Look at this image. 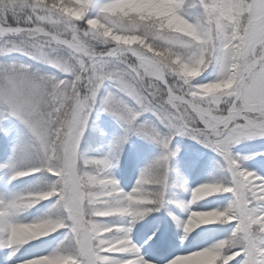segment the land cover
<instances>
[{
  "label": "snow or ice",
  "instance_id": "1",
  "mask_svg": "<svg viewBox=\"0 0 264 264\" xmlns=\"http://www.w3.org/2000/svg\"><path fill=\"white\" fill-rule=\"evenodd\" d=\"M117 3L0 0V143L14 139L0 169L8 183L37 173L43 181L0 195L4 264L25 245L30 258L19 264H158L129 234L163 206L177 136L217 154L229 176L190 189V200L179 205L188 209L181 243L194 231L190 205L201 200V186L230 196L222 209L195 211L213 221L195 229L226 223L230 231L163 264H198L207 253L215 264H264V176L243 166L252 156L231 151L264 138V0H146L157 14H118ZM125 36L137 40L117 39ZM14 55L27 62L8 59ZM97 107L123 135L103 156L88 157L79 144ZM13 121L23 126V138ZM129 134L161 152L125 192L111 169ZM45 200L51 203L41 215L19 219ZM110 217L130 220L123 226L107 223ZM47 237L54 246L37 250L51 243ZM140 239L151 248L159 237L144 232Z\"/></svg>",
  "mask_w": 264,
  "mask_h": 264
},
{
  "label": "rangeland",
  "instance_id": "2",
  "mask_svg": "<svg viewBox=\"0 0 264 264\" xmlns=\"http://www.w3.org/2000/svg\"><path fill=\"white\" fill-rule=\"evenodd\" d=\"M3 59L5 58L0 57V60ZM8 59H17L27 62L26 57L15 55ZM13 122L16 126L15 135L23 138V126L18 122ZM4 124L7 126L9 121H5ZM121 135H123V129L120 123L111 115L100 111L97 107L90 114L88 127L85 129L79 144V152L88 157L103 156L108 151L109 145ZM0 137H3V133H0ZM182 138L183 137L177 136L172 140V146L178 147L180 151L174 158H171L168 163L163 206L159 208V211H153L147 214L153 218L151 224H148L146 228L144 226L142 230L141 227L139 228L143 233L150 230V235L152 232H155L157 237L164 239V244L167 246L165 253L163 255L150 253L148 247L144 246L143 240L140 239L141 233L138 230V221H140V219L136 222L135 226H133L129 234L133 242L141 247L142 252L146 251L155 262H158V264H163L165 258H170L172 255L187 250H193L194 245L206 246L209 243L222 239L230 231V226L228 224L216 223L213 224L214 230L207 232L201 238H193L195 232L201 231L206 226H212L204 225L195 229L192 233L187 234L186 239L181 243L180 237L185 235L182 231V222L187 218L188 209L182 208L179 205L190 200V189L199 184L213 181L206 178L201 168H212L215 172L227 173L223 168V161L217 154H213V159L210 157L209 153L204 155V151L200 148L205 149V147L187 137H185V141H188L189 147L184 148L181 142ZM13 143L14 139L5 140L3 143H0V145H2L0 163H4L7 160L8 155L11 153ZM191 145H195V147L192 148ZM231 151L240 156H252V158L242 162L243 166L255 172L257 175L264 176V156L252 155L254 153H264V138L241 141L234 145ZM160 152L161 147L158 144L150 142L140 136L129 134L127 142L119 150V162L117 166L111 169L112 175L119 181L121 188L127 192L135 184L140 171L155 160ZM201 159L204 162L200 161ZM211 160L212 163L209 164ZM198 162L203 164L200 168H195L196 165H200ZM37 175L40 176L39 173L33 176ZM25 180L28 181V176L21 177L20 179L18 178L8 183L4 170L0 169V195H10L28 190V186H25L24 183ZM170 182H173L172 184H174V186L168 187L167 184ZM229 196L230 194L226 193L214 194L191 204L190 209L192 211L222 209L226 206ZM50 203L51 201L49 200L40 202L34 208L27 210L25 216L21 213L19 219L25 221L32 220L34 217L41 215ZM172 216H175L177 220L174 221ZM129 220V217H110L107 218L106 222L127 226ZM169 225L172 226L171 230L169 229ZM167 230L170 231L168 232ZM58 235V233H53L52 237ZM52 237L45 238L51 242L50 244L41 246V248L37 250H45L48 247L54 246L55 241ZM26 248L28 247L21 248L8 264H19L20 261L30 258L29 254L25 251ZM6 254L7 249H0V264H4L3 258Z\"/></svg>",
  "mask_w": 264,
  "mask_h": 264
},
{
  "label": "clouds",
  "instance_id": "3",
  "mask_svg": "<svg viewBox=\"0 0 264 264\" xmlns=\"http://www.w3.org/2000/svg\"><path fill=\"white\" fill-rule=\"evenodd\" d=\"M113 11L118 14L119 13L127 14L129 12L142 13V14L143 13L157 14V12L154 11L153 8L146 3V0H118V3L114 6ZM161 14H163L162 11ZM166 19L169 27H175V22L170 16H167ZM117 39H120L123 42H134L137 40L136 37H130V36L117 37ZM225 87H227V84L225 85ZM201 187L204 189L203 192L197 193V195H199L201 199H204L207 196H212L214 194L212 186L209 185V186H201ZM201 221H204L206 223L213 222L205 213L195 212V211L191 213L188 218V226L190 230H195V227L200 226ZM179 264H189V262L182 260L179 261ZM198 264H215V257L213 254L207 253L199 259Z\"/></svg>",
  "mask_w": 264,
  "mask_h": 264
}]
</instances>
